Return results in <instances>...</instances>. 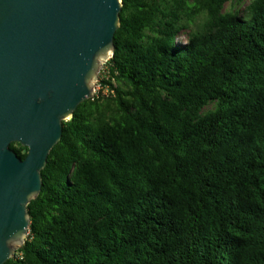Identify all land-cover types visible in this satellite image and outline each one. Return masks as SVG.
<instances>
[{"label":"trees","instance_id":"trees-1","mask_svg":"<svg viewBox=\"0 0 264 264\" xmlns=\"http://www.w3.org/2000/svg\"><path fill=\"white\" fill-rule=\"evenodd\" d=\"M230 1L122 0L4 264H264V0Z\"/></svg>","mask_w":264,"mask_h":264},{"label":"water","instance_id":"water-1","mask_svg":"<svg viewBox=\"0 0 264 264\" xmlns=\"http://www.w3.org/2000/svg\"><path fill=\"white\" fill-rule=\"evenodd\" d=\"M122 0H0V264L29 234L28 205L63 121L95 95ZM28 148L25 158L10 147Z\"/></svg>","mask_w":264,"mask_h":264},{"label":"rangeland","instance_id":"rangeland-1","mask_svg":"<svg viewBox=\"0 0 264 264\" xmlns=\"http://www.w3.org/2000/svg\"><path fill=\"white\" fill-rule=\"evenodd\" d=\"M251 0H244V1H230L225 5V9L224 11H239L241 14H246L245 9L248 6V4L250 3ZM187 38H185L184 36H178V42H184L186 41ZM108 61V59L104 62V64L101 67L100 73L98 75L97 81L95 83V94L98 93L99 89H100V79L103 76H107L108 75V69L107 66L105 65L106 62ZM107 91V90H105ZM215 107V103H210L206 110L209 109H213Z\"/></svg>","mask_w":264,"mask_h":264}]
</instances>
